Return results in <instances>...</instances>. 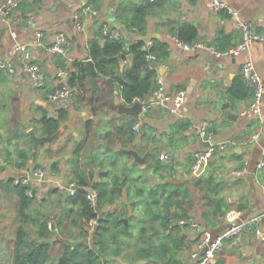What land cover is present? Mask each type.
<instances>
[{"label":"crops","instance_id":"1","mask_svg":"<svg viewBox=\"0 0 264 264\" xmlns=\"http://www.w3.org/2000/svg\"><path fill=\"white\" fill-rule=\"evenodd\" d=\"M225 1L237 11L236 15L226 9L215 11L211 0H155L149 3L141 31L130 28V15L133 5L149 2L145 0H21L13 11L19 21L0 22V59L11 60L14 65L13 72L0 67V245L12 246L19 223L18 197L13 190H6L4 181L8 178L29 175L34 168L43 169L45 175L41 178L32 175L30 182L40 200L49 188L72 180L77 166L84 165L92 172L91 180L96 182L108 177L103 175L104 170H120L134 164L136 168L130 172V178L134 179L139 169L150 159H156L166 165L163 180L173 187L181 206L188 208L186 218L194 219L212 234L228 226L224 214L229 208L239 209L242 220L258 216L256 223H246L239 237L226 239L213 264H264V241L254 234L255 226L264 229V165L257 166L258 161H264V95L258 113L245 112L253 96V88L247 83L250 87L247 95H229L234 81L242 77L241 66L246 60L253 63L264 81V40L255 41L238 54L222 53L239 41V22H249L252 30L264 31V0ZM76 16L80 20L77 28ZM181 23L195 27L196 42H204L221 53L206 46L184 48L180 45L172 34ZM103 26L110 31L119 30L126 47L140 36L166 41L169 53L164 59L165 66L157 65V78L162 77L167 93L185 90L177 111L170 110L171 101H168L166 105L154 104L141 113V127L132 140L126 138L124 126L133 124L140 112L115 115V94L121 102H126L116 81L109 76L98 75L96 71L92 82L90 74L89 83L72 100L49 96L57 86L66 84L69 74L76 70L75 61L87 64L89 41L99 35ZM36 30L43 32L41 45L37 42ZM59 31L66 33L68 48L65 53L49 54L46 45L53 42ZM20 44L26 45L32 61L41 67L45 76L43 86L36 87L21 68L17 58ZM128 56L120 59V70L129 64ZM150 60L151 63L153 60ZM60 107L66 108L67 115L60 119L53 132H48L42 117H57ZM202 120L209 122L213 141L225 143L226 147L216 150L204 170L194 174L191 164L195 152L201 151L202 144L207 142L199 135ZM30 129L37 136L57 131L59 137L34 148ZM81 142L76 155L73 150ZM20 149L27 154L22 165L19 164ZM124 149L142 156L147 154L146 162L136 161ZM165 153L169 154L167 158L161 156ZM92 160L95 163L91 164ZM245 160L248 161L246 171L234 174L233 170L240 168ZM53 163L56 169L51 168ZM209 175L213 176L214 183L208 180ZM153 181L143 174L131 180V184L146 187ZM220 204L223 211L214 214L213 209ZM175 207L170 205L171 209ZM102 210L124 214L126 224L130 223L133 231L140 225L142 214L129 201L126 187ZM146 218L143 216L141 223L148 225ZM155 224L159 226L160 222ZM28 227L33 230L31 225ZM181 230L184 245L176 251L173 261H156L192 262L189 251L194 247L195 233L188 224L181 226Z\"/></svg>","mask_w":264,"mask_h":264},{"label":"trees","instance_id":"2","mask_svg":"<svg viewBox=\"0 0 264 264\" xmlns=\"http://www.w3.org/2000/svg\"><path fill=\"white\" fill-rule=\"evenodd\" d=\"M149 3L152 2L133 5L130 28L135 27L138 31L143 29ZM102 29L103 27L100 28L99 35L96 34L88 44L89 57L97 74L109 76L112 81H116L127 104H132L135 98L145 99L157 85V65L164 63L169 53L168 43L152 39V45L144 48L146 39L140 36L126 47L122 34L114 36L111 32L103 33ZM173 34L183 42L193 43L196 41L197 31L195 27L181 23L173 30ZM100 37L104 40L101 41ZM148 53L155 56L152 64L147 58ZM118 54H121V59L127 55L132 56L129 64L121 70ZM74 65L76 70L69 74L66 83L70 87L76 86L75 94L78 95L89 83L90 70L85 62L75 61ZM249 88L242 77H239L229 88V95L243 97L248 94ZM66 115L65 107H60L57 117L44 115L42 122L45 129L53 132L60 119ZM124 130L126 138L132 140L136 134L132 129V122L126 123ZM81 147L82 142L76 144L73 150L76 155ZM26 157L25 150L20 149L22 160L19 164H24ZM165 166L161 160L150 159L142 170L135 173V180L143 174L154 179L146 187L132 186L131 180L134 179L130 178V172L136 168L134 164L120 170H104L103 175L107 174L108 177L96 182L91 180L89 174L92 172H88L84 165L77 166L70 178L77 184L74 194L52 187L40 200L36 198L33 188V194H28L29 185L15 184L12 178H8L4 181L6 190H13L18 197L16 214L19 223L14 231L12 246L0 245V264H49L54 257L53 253L57 254L54 264H124L117 257L128 263L146 258L169 259L172 262L184 240L177 220L188 216V208L181 206L173 187L163 180ZM56 167V163L51 165L52 169ZM208 180L214 183L212 175L208 176ZM88 186L97 191L96 206H92L86 197ZM125 187L129 201L141 212L142 218L148 217L146 219L150 223H141V218L135 231L130 223H125L121 212L102 210L104 205L113 203ZM217 200H221V197ZM54 203L56 210L48 216L46 212ZM170 205L176 207L171 209ZM222 211L221 204L213 209L214 214ZM91 218H96L97 222L90 232L87 222ZM129 218L130 216L128 220ZM156 221L160 222L159 226L155 224ZM52 224L54 228H51ZM29 225L33 227L32 231Z\"/></svg>","mask_w":264,"mask_h":264},{"label":"built area","instance_id":"3","mask_svg":"<svg viewBox=\"0 0 264 264\" xmlns=\"http://www.w3.org/2000/svg\"><path fill=\"white\" fill-rule=\"evenodd\" d=\"M155 1V0H148ZM21 0H0V22L5 21L8 24H14L19 21V17L14 15L13 11L18 7ZM211 6L215 11H220L226 9L231 14L237 13V11L226 3L225 0H211ZM90 10V9H89ZM240 23V39L237 43H235L231 48L227 49L225 52L228 54H238L245 50H247L255 41L264 40V31H256L252 30L249 22H239ZM74 26L77 28L80 26L79 17L76 16L74 19ZM103 33L111 32L114 36H119L121 33L119 30L110 31L106 26H103ZM37 42L41 45L43 39V32L41 30H36ZM172 37L184 48L194 47V46H206L214 50L217 54L221 52L216 51L211 46H207L204 42H193L186 43L181 41L176 34H172ZM69 45L68 37L65 32L59 31L56 33L55 39L53 42L46 45V52L49 54L55 53H65ZM152 45V40H145L143 47L149 48ZM18 61L21 64V68L29 75L30 80L36 87H41L44 85L45 76L44 73L39 66L38 63L32 61L29 52L27 51V47L25 44L18 45ZM147 58L154 59L155 56L152 53L147 54ZM162 66H165L162 63ZM0 67L7 68L9 71H14V65L11 60H2L0 59ZM64 73L65 71H61L60 73ZM241 76L243 80L253 88V96L251 101L249 102L248 107L245 112L249 113H258L261 109L262 97L264 95V81L261 76L255 71L254 65L250 60H246L242 63L241 66ZM77 92V87H70L67 83L61 84L57 86L51 93L50 98L58 99V100H72L75 93ZM185 90L179 89L174 94H170L165 92L164 82L162 77L157 78V86L153 90L150 97L145 99L135 98L134 103H140L141 110L137 119L132 124V129L137 131L141 127L142 117L141 113L146 112L150 106L154 104L166 105L168 101H171L170 110L177 111V109L182 105L184 100ZM199 135L209 144L201 151L195 152L194 160L191 164V171L194 174H199L204 168L209 164L211 157L214 152L218 149H225V143H215L213 141L214 132L209 127V122L207 120H202L199 125ZM255 137L256 135H252ZM162 157H168L169 154L165 153L161 155ZM248 161H244L243 165L240 168L234 169V174H243L246 171V166ZM264 161L260 160L257 162V166H263ZM31 174L38 178H41L45 175V171L40 168H34L31 170ZM31 177L29 175L15 177L13 178V183H21L29 185V189L27 190L28 194H33V189L30 184ZM76 181L70 180L67 182H62L57 184V188L60 191H65L68 194H74L76 189ZM86 197L92 206H96L97 204V191L88 186L86 187ZM232 202L231 199H229ZM240 210L235 208H229L226 210L224 216L226 221L229 223L228 226L223 229L218 234H212L208 229L202 228L199 224L191 218H181L177 220V223L180 226L190 225V228L195 233V244L194 247L189 251V256L192 259L190 264H213L216 260V256L218 251L224 246L225 241L229 237H239L246 225V223H256L258 216L251 217L246 220H242L239 218ZM51 224L50 221H48ZM97 219L91 218L87 222V226L90 232L94 229L96 225ZM254 234L260 240L264 241V229L259 226L254 227Z\"/></svg>","mask_w":264,"mask_h":264},{"label":"water","instance_id":"4","mask_svg":"<svg viewBox=\"0 0 264 264\" xmlns=\"http://www.w3.org/2000/svg\"><path fill=\"white\" fill-rule=\"evenodd\" d=\"M145 2H148V0H145ZM118 58L121 59V54H118L117 55ZM128 58L131 60V55L128 56ZM87 66L89 67V70H90V74H91V80L93 82L94 80V77L96 75V69L94 67V63L91 59H88L87 60ZM114 105L116 106L117 110H116V113L115 115H119L123 112L125 113H131V114H138L141 110V105L140 103H134V104H126V103H123L119 100V97L117 94H115L114 96ZM29 136L31 137V139L33 140L34 142V148H36V146L39 144V143H45V142H49V141H52L53 139H57L59 137L58 135V132L55 131L54 133H51V134H43V135H40V136H37L34 134L33 130L30 129L29 130ZM209 143L208 142H204L202 144L203 147L207 146ZM129 155L131 154L133 156V158L140 162V163H145L146 160H147V154L145 155H138L136 151H133V150H130V149H124ZM30 177H32V174L30 173L29 174ZM56 208V204L53 205V207L49 210H47V215L50 216L53 212V210ZM123 220L125 221V223L127 222V218H123ZM51 228H54V224H52ZM117 259H119L120 261H122L124 264H129L123 260H121L119 257H117ZM153 262L155 264H166V262H158L156 261L155 259H152V258H146V259H143V260H138L137 262L135 263H130V264H142V263H145V262Z\"/></svg>","mask_w":264,"mask_h":264},{"label":"rangeland","instance_id":"5","mask_svg":"<svg viewBox=\"0 0 264 264\" xmlns=\"http://www.w3.org/2000/svg\"><path fill=\"white\" fill-rule=\"evenodd\" d=\"M51 207H53V206H51ZM50 209V208H49ZM48 209V210H49ZM55 210H56V208L53 210V212H52V214L55 212ZM55 248H57V245L55 246ZM57 250H55V252H56ZM54 254V257H53V259L52 260H50V262H49V264H54L55 263V257H56V255H55V253H53Z\"/></svg>","mask_w":264,"mask_h":264}]
</instances>
